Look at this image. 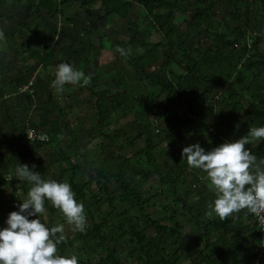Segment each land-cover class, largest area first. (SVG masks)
<instances>
[{"label": "trees", "instance_id": "1", "mask_svg": "<svg viewBox=\"0 0 264 264\" xmlns=\"http://www.w3.org/2000/svg\"><path fill=\"white\" fill-rule=\"evenodd\" d=\"M132 2L142 6L144 15L137 24L131 23L128 28L131 35L128 47L132 52L125 55V60L142 81L150 84V88L141 91L139 87L129 86L118 76H101L96 64L85 55V48H91V44L89 33L84 32L89 43L85 46L79 43L72 45V52L83 65L74 67L91 74L88 84H78L95 98V114L91 119L71 127L64 123V112L58 107L50 131L39 130L36 125L29 127L48 137L47 143H31L30 146L34 149H51L56 147L62 137H66L69 148L73 151L68 183L77 201L84 204L88 222L85 231H76L75 238L61 241L58 250L60 254L70 255L74 244L87 246V258L79 255V264H121L118 254L130 244L137 247L132 248L129 254H138V264H178L182 256L191 258L192 264H240L241 247L229 241V237L241 228L238 219H221L218 216L215 220H209L208 205L214 200L215 192L202 197L195 196L199 194L198 180L194 177L190 184L185 181L188 168L182 163L180 149L193 121L207 119V108L219 105V97L227 100L228 105L223 111L225 116H221L215 125L217 134H237L232 124L239 127L241 125L243 134L252 126L264 125V86L258 82H250L246 86V78L238 70L239 62L245 57L244 67L247 71L257 65L264 66V54L259 49L261 39L250 40L251 47L242 46L247 34L240 26L231 24L243 20L241 11L244 4L240 0H233L228 14L229 22L228 19L216 17V7L222 0H103L109 20L104 28L90 26L100 34L102 49H116L114 39L118 27L113 19L119 23L126 20ZM6 8L7 0H0V20L5 18L1 11ZM43 12L50 18H59L62 29L71 24L69 20L62 19L58 0H38L34 7L25 9L24 14L29 17ZM177 12L188 14L189 20L183 31L175 23ZM212 20L216 24L207 28L206 32L213 36V41L204 46L200 43L203 40L201 30ZM18 25L21 29L36 32V27L31 28L26 22L20 21ZM152 32L162 36L158 44L140 40ZM55 37L56 33L51 44ZM51 44L44 47V57L32 53V59L37 65L49 66L52 63L55 52ZM238 47L242 49L238 51ZM63 61L69 63L66 58ZM85 65L89 67L86 68ZM173 67L181 75L172 73L170 69ZM100 82L103 85L104 82L111 84V89L100 90ZM243 94L252 99L248 106L241 101ZM28 100L32 105L37 98L33 96ZM161 108L164 127L159 129L153 126L148 113ZM129 115L134 118L130 129L140 131L145 145L141 151L126 157L123 151L132 145L128 133L124 129L112 131L110 127L114 121ZM21 135L25 139V130L21 131ZM81 138L99 141L97 152L93 156L80 143ZM161 143H165L175 155L173 163L167 166L157 156ZM29 152V148L25 146L18 151L17 164L35 165L36 171L44 178L48 177V168H44L41 163L28 161ZM254 152L257 158H264V139ZM83 168L89 175L86 180L79 181ZM153 178L166 187L172 198L171 206L160 208L164 218L159 220L151 218L147 213L141 189L143 184L149 183ZM111 181L117 187L116 196L108 194L107 184ZM21 184L25 196L30 184L26 180ZM19 202L18 197L13 195L8 203L0 204V223L3 226L9 212ZM105 204L112 211L116 209V204L124 210L121 213L111 212L110 215L95 217L91 209ZM243 209L251 219V211ZM178 214L192 226L195 249L184 237V226L178 221ZM133 215H137L138 219L143 218V225L136 223L137 217ZM148 230L152 232L150 236L145 234ZM254 230L253 245L256 249L260 239L255 224ZM263 259L264 253L260 254L257 250L249 257V262L264 264Z\"/></svg>", "mask_w": 264, "mask_h": 264}, {"label": "rangeland", "instance_id": "2", "mask_svg": "<svg viewBox=\"0 0 264 264\" xmlns=\"http://www.w3.org/2000/svg\"><path fill=\"white\" fill-rule=\"evenodd\" d=\"M22 2V6L18 10H23L25 5L31 1L32 3L35 0H19V2ZM243 2V20L241 22H232V26H240L244 29L245 33L247 34V38L244 40L242 46L247 45L248 47H251L250 40L260 38L261 43L259 45L260 52L264 54V0H240ZM21 4V3H20ZM233 6V0H222V3L219 4L216 7V17L217 19H228V14L231 11ZM21 12L18 13L20 15ZM139 19L137 14H134L128 21L121 22L118 24L116 23V27L119 28V36L114 41V46L116 49H102L99 39L95 33L92 32V45L91 48H85V55L87 58L96 66L98 67L99 74L103 77L109 76V75H115L120 78H123L126 83L131 87H139V89L142 91H145L150 88V84L148 82H144L141 80L139 75L133 71L130 67H128V64L125 60V56H122L117 51V47H128V40H129V34H128V28L131 25L130 22L135 23ZM188 14H176V26L183 31L186 27V23L188 22ZM53 24H50L51 27H56L59 23L58 19H55L52 21ZM215 21H209L206 26H204L201 30V35L203 36V40L200 41V43L204 46H207V44L211 43L213 41V36L209 35V33L206 32V29L211 27L212 25H215ZM14 25L10 26L9 24L0 23V29L6 30H18V33L13 34L15 36L16 43L13 45H19L17 44L18 41H24L26 39V35L23 34L17 27H13ZM89 22H73L69 26L65 27V30H63L62 33H59L58 39L53 40V45L55 47V64L52 67L47 68H40L38 69L35 66H32L34 68V77L29 81L31 83V86H24L23 90H27L26 94L29 97H33L38 90L37 84L35 81L39 79L40 77L43 81H49V83L52 85V80L54 79V70L55 66L59 64L61 57L64 56L67 58L69 62L75 63L76 58L73 52L70 51V48L73 44L79 43L81 45H86L87 38L84 33L85 30H88ZM55 28V29H56ZM54 29H52L53 32ZM100 38V36H99ZM160 38L159 34L155 33L152 34L149 37L141 38L142 41H147L149 43H154L158 41ZM242 47H238L237 50L240 51ZM10 54H6V58L9 57ZM13 59V56L10 57ZM18 60L15 61V64L17 66L19 62ZM59 61V62H58ZM246 61V57L242 58V60L238 64V70L244 74L246 78V86H249L250 82H258L261 86H264V66L257 65L254 68H252L250 71H247L244 67ZM32 65V63L30 64ZM172 73L176 75H181V72L176 69L172 68L170 69ZM258 77V78H256ZM35 80V81H34ZM99 86L101 90L105 89H111V84H107L104 82V85L102 82L99 83ZM104 86V87H103ZM79 88V87H78ZM74 86H67L65 90L69 92V94L72 96L71 99H63L62 101L60 99V103H58L59 107L61 108V111H65L63 121L64 123L69 124L70 126H75L77 123L85 121L90 119L94 113V103L95 99H93L88 92L85 90H80ZM59 93V92H57ZM60 95V94H59ZM58 95V99L60 98ZM56 96V94H55ZM242 103L245 106H248L252 99L248 95H241ZM49 103L47 100L45 101ZM219 105H215L213 107L207 108L208 118L204 120H194L191 127L188 129V134L184 142L181 144L180 154L182 151V148L184 146H187L191 143H197L199 142L202 147H204L206 150H210L211 148L219 145L220 143L228 140V139H237L241 136H243V129L242 126L237 124H232V127L237 130V134L231 135L224 133L222 135H219L215 132V125L219 121L220 118L225 116L223 111L226 110L228 102L223 97H219ZM159 103V102H158ZM50 104V103H49ZM38 104L36 103V106ZM51 104L46 107L47 110L50 109ZM50 111V110H49ZM163 108H161L159 111L154 110L148 113V118L153 124L155 128L162 129V114ZM56 112V111H55ZM222 116V117H221ZM134 118L132 115H129L126 118H121L117 121H114L110 129L112 131L124 129L128 133V138L131 140L132 145L127 148L125 151H123V154L126 157H131L137 152L141 151L144 148L145 141L144 136H142L139 132V130L132 131L130 129V124L133 122ZM241 124V122H240ZM262 140V139H261ZM261 140H251L249 145L246 147H249L252 149L253 153L254 149H256L261 142ZM80 143L83 145V147L86 148L87 153L90 154V156H93L97 152V145L99 141H88L87 139H80ZM32 157L31 160L35 162H40L44 168L49 169V176L45 177L56 179L58 181H67L68 182V171H69V163L73 156V151L69 148V142L68 140L64 139L63 141H60L56 147L54 146L51 149L42 150L40 153H35V151H31ZM157 156L159 161L164 165L167 166L169 164L173 163L174 160V154L172 151H170L165 143H161L160 147L157 150ZM73 159V158H72ZM261 159L257 158V161ZM183 165H186L188 168L185 172V181L190 184L193 182L194 177L198 180L197 185V192L198 195H195L196 197H202L207 194L215 192V189L211 186L210 180L208 179L206 173L203 170L191 167L187 164L186 160H183ZM254 171V169H253ZM89 173L86 169L83 168L82 174L79 178V181L86 180ZM11 183V184H10ZM7 186L14 185V182H3L0 181V204H4L9 201L10 198V191L5 190ZM30 187V185L28 186ZM108 188V194L112 196L117 195V187L114 184V182H109L107 184ZM143 196L146 200V211L151 216V218L155 220H159L160 218H164L162 211L160 208L163 206H171L172 198L167 191L166 187L161 185L156 178H153L149 183L143 184L141 186ZM204 189H207L204 191ZM17 191V190H16ZM19 193V192H17ZM16 195V194H15ZM18 195V194H17ZM24 198V196H23ZM8 203V202H7ZM116 209L112 211L111 207H109L107 204L102 205L99 208L93 207L91 209V212L94 213L95 217H99L102 215H107L111 212L115 213H121L124 209L119 205L116 204ZM47 213L45 215H41V219L50 225H56L59 223L65 224V239H73L75 238L76 231H73L72 226L69 225L65 219V217L62 215L59 209L52 206V204L47 201ZM18 206L15 207L13 210H17ZM12 210V211H13ZM50 210H54V213H51ZM11 212V211H10ZM9 212V213H10ZM243 212L241 210L234 212L231 214L228 218H237L240 219V223H243V226L247 225V221H245L242 215ZM244 214V213H243ZM39 215V214H38ZM134 217H137V215H133ZM218 215L214 211L210 209L209 211V220H215L217 219ZM34 218V217H33ZM88 218V217H87ZM178 221L184 226V237L193 249L194 247V241H193V235H192V226L188 224L182 217L177 215ZM249 220V219H248ZM136 223H139L143 225V218L137 217L135 220ZM250 223V222H249ZM248 223V225H249ZM170 225V223H168ZM3 226V223H0V226ZM146 235L150 236L152 234L151 231H146ZM191 237V238H190ZM230 243H236L241 247L242 255L240 258V264H251L249 262V257L255 252L253 241L250 240V233L247 235V233L243 231H238L234 235L229 237ZM82 249L81 251H78L77 249ZM132 248H137L135 245H128L125 249L123 248L120 250L118 254V259L121 262V264H138L139 261L137 259L138 254H134L133 256H130V252ZM89 252V249L87 246H83L81 243L74 244V249L71 252V254H75L77 256H82L84 259L87 258V253ZM264 261V259H263ZM178 264H192V259L186 256H182L178 262Z\"/></svg>", "mask_w": 264, "mask_h": 264}, {"label": "clouds", "instance_id": "3", "mask_svg": "<svg viewBox=\"0 0 264 264\" xmlns=\"http://www.w3.org/2000/svg\"><path fill=\"white\" fill-rule=\"evenodd\" d=\"M4 35L0 29V40ZM117 51L125 56L132 49L118 46ZM90 80L91 74L71 63L60 62L55 66L52 86L63 92L66 84H88ZM253 139H264V125L252 126L243 136L228 139L210 150L199 142L182 148L183 160L203 170L215 189V198L208 206L221 219L243 208L264 211V159L257 161L252 149L246 147ZM15 175L20 181L29 182L30 187L18 209L11 211L5 226L0 227V264H79L77 255H63L58 250L65 239V224L50 227L41 219V215L46 216V201H49L60 210L73 231L86 230L85 206L77 201L71 185L67 181L46 179L35 170V165L26 163L16 165Z\"/></svg>", "mask_w": 264, "mask_h": 264}, {"label": "crops", "instance_id": "4", "mask_svg": "<svg viewBox=\"0 0 264 264\" xmlns=\"http://www.w3.org/2000/svg\"><path fill=\"white\" fill-rule=\"evenodd\" d=\"M37 2L38 0H35L33 3L29 1V3L24 6L25 8L20 11L18 9L24 3H22L21 1L19 2V0H7V8L1 11V14L5 18L9 16L11 18L7 20L3 18L0 20V23H6L10 26L14 25L13 27H17L21 32H23V34L26 35V39L24 41L17 42V44L19 45H13V43H16L15 36H13V34L18 33V30L6 29L5 31L3 30L5 34L4 39L0 40V181L2 180L3 182H14V185H11V189L10 186L7 185L5 188V190L10 191L9 201L11 200L13 195L18 197L20 202L23 199V185L21 184L22 181H20L15 175V168L18 161V151L24 149V146L26 148L28 147L30 150L28 161H32L33 163H40L30 159L32 157L31 151H35V153H40L42 150H47L46 147H42V149L40 150H36L31 147V143L26 142L25 139L22 138L21 131L28 129L29 127H31V125L38 126L39 130H42L44 132L50 131L51 124L55 121L57 115V108L59 107L58 103H60V99L62 101L61 97H64V100L67 98L71 99L72 97L69 92L65 90L67 86L71 85L76 88L79 87L78 89L85 90L86 92H88L80 84H66L64 87V91L57 93V91L53 88L49 81H43L40 77H38L39 79H37L36 81L34 80L38 87V90L34 95L36 96L37 100L36 102H33L32 105L28 100L29 96L26 94L27 90H23V88H25L24 86L30 85L29 81L34 77V68H32V66H35L38 69H40L41 67H52L55 64L56 60V57L54 56V59L49 66L37 65L32 59V53H38L41 57H44V47L52 43L54 34L56 33V40L58 39V34L62 33L63 30H65V28H61L59 18H50L48 17L47 13H38V15L31 14L29 15V17H26L27 15L24 14L25 9H27L28 7H34ZM58 5L61 9L62 19H67L71 23L75 21L89 22V28L84 32L89 33L91 45L92 32L95 33L99 39L100 34L97 31H93L90 26L96 25L97 27L104 28L106 26L107 21L109 20V18L107 17V9L103 5V0H58ZM19 12H21L20 15H18ZM134 14H137L139 17V19L134 23L137 24L138 21H140L144 15V9L136 2H132V5L129 8L128 16L123 22H127L128 19H130ZM22 15L24 16L22 17ZM55 19H58L59 21L57 28L51 27L50 25L53 24L52 21ZM113 20L118 24V21H116L115 18ZM20 21L28 23L29 25H31V28L36 27V32L32 33L30 30L21 29L18 25ZM52 29H54L53 32ZM128 34L130 38L131 35L129 32ZM152 34H155V32H152L149 36H151ZM118 36L119 28L114 41L117 39ZM159 36V40L154 43H149L147 41L145 42L148 44H158L162 39V36L160 34ZM86 38L87 45L89 41L87 36ZM51 46L52 49H54V52L56 53L54 45L51 44ZM70 51L72 52V46ZM7 53H9L10 56L6 58ZM11 56H13V59L10 58ZM63 58H66L64 56V53L60 59L61 62H64ZM16 60H18L17 62H19V66L15 64ZM31 63L32 65H30ZM69 63H71L73 66L83 65H81V61L77 58L75 63ZM85 67L87 68L89 67V65H85ZM44 87L45 89H43ZM58 95L60 97L59 99ZM92 98L95 99L94 97ZM46 100L52 106L49 109L50 111L46 109V107L50 105L49 103L45 102ZM36 103L38 104L37 106ZM63 112L65 111L63 110ZM224 133L226 132H223V134ZM64 139L67 140L66 137H62L60 141H63ZM206 190L207 189H204V191ZM9 201L7 200L4 202L7 203ZM208 211H210V208H208ZM241 212L244 213H242V219L250 223L249 225L247 223V225L243 226V223H240L241 218L238 219V225L241 228L238 229L235 233H237L238 231H243L247 233V235L250 233V240L253 241L255 223L253 222L252 218L250 219V217L247 216V211L241 209ZM235 233H233L232 235H234ZM256 249H259V245ZM256 249L255 251H257Z\"/></svg>", "mask_w": 264, "mask_h": 264}, {"label": "built area", "instance_id": "5", "mask_svg": "<svg viewBox=\"0 0 264 264\" xmlns=\"http://www.w3.org/2000/svg\"><path fill=\"white\" fill-rule=\"evenodd\" d=\"M25 141L29 143L38 142V143H47L48 137L31 128L25 130ZM253 222L255 223L257 233L259 235V253H264V211L253 212L251 211Z\"/></svg>", "mask_w": 264, "mask_h": 264}]
</instances>
